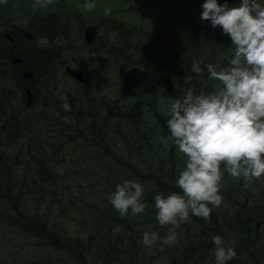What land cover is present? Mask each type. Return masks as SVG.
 <instances>
[{
	"label": "trees",
	"instance_id": "1",
	"mask_svg": "<svg viewBox=\"0 0 264 264\" xmlns=\"http://www.w3.org/2000/svg\"><path fill=\"white\" fill-rule=\"evenodd\" d=\"M73 17L12 28L0 12V264H214L216 234L236 251L228 264H264V226L252 236L264 218V177L246 187L225 172L210 219L190 215L174 245L142 244L145 230L167 235L154 196L181 191L175 180L187 159L166 140L164 110L189 88L219 84L206 64L227 66L230 37L195 16L148 28L105 19L87 44ZM40 36L48 47L37 45ZM66 65L85 80L68 83ZM125 179L144 185V213L121 216L111 205Z\"/></svg>",
	"mask_w": 264,
	"mask_h": 264
},
{
	"label": "clouds",
	"instance_id": "2",
	"mask_svg": "<svg viewBox=\"0 0 264 264\" xmlns=\"http://www.w3.org/2000/svg\"><path fill=\"white\" fill-rule=\"evenodd\" d=\"M84 6L93 9L96 0H85ZM201 8L200 18L210 21L212 28L220 26L234 51L227 66L206 64L209 79L219 81L213 90L197 93L189 88L182 98L170 99L164 110L166 140L187 159L175 180L181 191L154 196L156 220L170 227L163 237L145 230L142 244L147 247L157 241L176 244L177 229L190 215L210 219L212 208L222 203L225 172L242 178L246 187L264 177V0H240L232 6L228 0H203ZM110 11L106 7L105 15ZM36 43L42 48L50 44L47 36L38 37ZM204 70L199 61H193V72ZM144 191L139 180L125 179L108 198L121 216L139 215L147 207ZM212 242L214 264H228L236 256L220 234L212 236Z\"/></svg>",
	"mask_w": 264,
	"mask_h": 264
},
{
	"label": "rangeland",
	"instance_id": "3",
	"mask_svg": "<svg viewBox=\"0 0 264 264\" xmlns=\"http://www.w3.org/2000/svg\"><path fill=\"white\" fill-rule=\"evenodd\" d=\"M202 3L203 0H96V7L88 9L84 6L85 0H50V2L41 0L43 6L36 0H3L0 2V12L4 13V19L8 20L9 25L14 24L20 28L27 27L30 21L37 16L51 14H55L56 17L63 20L67 18L68 14L73 15V19L81 17L84 28L95 24L99 27L98 22L105 19H119L129 24L148 28L158 20L177 21L190 18V16L201 20ZM106 7L111 8L107 15L104 12ZM108 24L109 21L106 26ZM65 77L64 74L63 79ZM68 78L70 77L67 76L66 79L68 80ZM72 82L68 80V83ZM256 227L252 232L253 237L259 231L256 230Z\"/></svg>",
	"mask_w": 264,
	"mask_h": 264
},
{
	"label": "water",
	"instance_id": "4",
	"mask_svg": "<svg viewBox=\"0 0 264 264\" xmlns=\"http://www.w3.org/2000/svg\"><path fill=\"white\" fill-rule=\"evenodd\" d=\"M96 35H97V28H96V26L90 25V26H87L85 28L84 38H85L86 43H88V44L93 43V41L96 38ZM6 36L8 38H10V33H7ZM28 36L30 37V35H28ZM14 61L15 62H20V59H15ZM66 72L71 77H73L74 79H76L78 82H82L84 80L83 73L81 71H79V70H76L75 68H73L71 66H67L66 67ZM25 75H28L30 78L33 77V74H31V73H25ZM27 93H28V100L27 101H28V103H30L31 102V99H32V94H31L30 89H27Z\"/></svg>",
	"mask_w": 264,
	"mask_h": 264
},
{
	"label": "flooded vegetation",
	"instance_id": "5",
	"mask_svg": "<svg viewBox=\"0 0 264 264\" xmlns=\"http://www.w3.org/2000/svg\"><path fill=\"white\" fill-rule=\"evenodd\" d=\"M11 27H15V25L14 24H12L11 25ZM264 217V216H263ZM259 224H258V226L256 227L257 229L256 230H261L262 229V227L264 226V218L262 219V216H261V219L259 220V222H258Z\"/></svg>",
	"mask_w": 264,
	"mask_h": 264
}]
</instances>
